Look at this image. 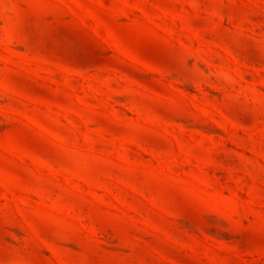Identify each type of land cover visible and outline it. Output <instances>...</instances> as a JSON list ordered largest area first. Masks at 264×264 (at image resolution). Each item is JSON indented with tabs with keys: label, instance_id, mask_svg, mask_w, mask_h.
<instances>
[{
	"label": "rangeland",
	"instance_id": "1",
	"mask_svg": "<svg viewBox=\"0 0 264 264\" xmlns=\"http://www.w3.org/2000/svg\"><path fill=\"white\" fill-rule=\"evenodd\" d=\"M0 264H264V0H0Z\"/></svg>",
	"mask_w": 264,
	"mask_h": 264
}]
</instances>
